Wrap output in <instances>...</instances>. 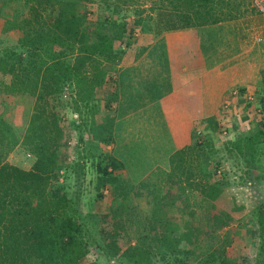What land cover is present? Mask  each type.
Masks as SVG:
<instances>
[{
  "label": "trees",
  "instance_id": "obj_1",
  "mask_svg": "<svg viewBox=\"0 0 264 264\" xmlns=\"http://www.w3.org/2000/svg\"><path fill=\"white\" fill-rule=\"evenodd\" d=\"M88 1L95 0H24L27 15L20 17L23 6L18 7L2 27L3 32H21L18 53L0 49V72L11 75L6 91L34 97L35 102L20 139L33 153L29 169L6 161L8 153L19 143V136L11 122L0 117V264H81L89 248L119 264H208L206 259L203 261L205 255L211 256L207 258L210 264H231L225 254L226 238L216 246L202 249V237L212 234L193 222L192 209V218L187 221L178 222L175 214H168V207H177V201L187 200L185 190L198 191L208 210L221 203L222 209L218 207L207 216L212 231L226 226L234 212L243 210L235 196L211 180V173L193 178L175 164L184 152L182 148L170 155V170H162L168 178L160 182L150 181L152 171L138 183L133 182L124 163L112 152L94 157L97 190L111 184L116 198L99 224L97 238L90 234L88 222L73 196L55 178L65 167L60 157L63 130L58 115L47 113V98L59 95L69 84L76 87L77 100H94L95 89L110 78L103 64L116 61L114 42L126 32L125 22L116 24L118 31L109 32L106 29L110 24L103 21L95 25L91 34L86 13L81 11ZM196 3L189 14L184 13L183 24L168 19L162 28L201 27L223 20L215 14L213 0ZM45 11H49L48 18ZM252 136L258 141L251 136L239 137L232 149L250 152L254 145L263 142L259 133ZM105 138L113 140L111 134ZM192 142L194 147L199 146L195 138ZM132 193L145 196L149 202L148 213L135 229L131 223L136 218L134 199L129 198ZM259 224L264 229V219Z\"/></svg>",
  "mask_w": 264,
  "mask_h": 264
},
{
  "label": "rangeland",
  "instance_id": "obj_2",
  "mask_svg": "<svg viewBox=\"0 0 264 264\" xmlns=\"http://www.w3.org/2000/svg\"><path fill=\"white\" fill-rule=\"evenodd\" d=\"M197 1L95 0L85 2L81 8L86 13V25L91 34L98 22L110 24L106 29L109 32L118 31L117 23H126L125 34L114 42L116 61L103 64L110 78L95 89L94 100L90 103L77 100V89L69 84L59 95L47 98V113L51 111L58 115L63 130L60 157L65 167L58 171L55 178L65 185L64 190L77 202L94 238L98 237L99 224L116 199L111 184L97 190L93 161L100 153L114 151V140L112 142L105 138L108 134L113 135L116 115L113 96L115 81L112 76L117 65L129 58L126 54L128 47L149 45L151 40L158 39L164 32L169 35L173 46L179 43L180 30L193 28L200 31L197 27L162 28L168 19L183 24L184 13L197 6ZM10 4L12 11L23 6L20 17L27 15L28 5L24 6V0L12 1ZM213 4L215 14L223 17V20L205 28L201 26L203 31L193 36L197 45H200L197 63L202 69H211L213 74L214 71L215 74L218 72V78L224 83L221 92L223 97H204V116L192 134V139L195 138L199 146L194 147L191 141L189 145L192 148H187L189 145L183 147L184 152L176 158L175 164L193 178L200 179L204 173H211V180L235 196L243 210L234 212L231 221L216 231L209 228L207 216L222 209V205L219 202V208L208 210L198 191L185 190L183 194H188L187 200H183V203L177 201V207H168L167 210L169 215L175 214L178 222L192 218L189 212L191 209L194 211L193 222L213 235L202 237V249H207L211 244L216 246L226 238L225 254L231 264H264V229L259 224V220L264 219V18L253 6V0H213ZM7 12V7L0 3L1 21L11 19V12L8 13L10 17ZM48 15L49 11H45L44 16L48 18ZM2 24L3 27L5 20ZM3 34L1 31L0 49H13L18 53L21 32L18 38L16 34ZM16 39L17 42H14ZM10 80V74L0 72V117L10 121L19 136V143L8 153L6 161L29 169L34 161L33 153L20 139L35 100L21 93H8L6 85ZM215 106L217 109L212 110ZM258 133L263 142L254 145L250 152L243 150L240 153L232 149V143L239 137L251 136L258 141L256 136H252ZM168 165L170 170V159ZM162 170L160 166L155 167L150 173V181L160 182L168 178ZM100 193L102 196H99ZM130 196L134 199L136 209L133 215L136 218L131 221L135 229V226L141 225L145 213H148L149 202L145 196L133 193ZM224 204L228 205L229 201H224ZM88 250L81 264H119L116 259L107 260L99 256L94 248ZM203 257V261L206 259L210 264L207 258L211 256ZM215 262L218 264V261Z\"/></svg>",
  "mask_w": 264,
  "mask_h": 264
},
{
  "label": "crops",
  "instance_id": "obj_3",
  "mask_svg": "<svg viewBox=\"0 0 264 264\" xmlns=\"http://www.w3.org/2000/svg\"><path fill=\"white\" fill-rule=\"evenodd\" d=\"M12 1L20 0L0 3L13 17ZM4 20L0 19V33ZM197 28L200 31L180 30L179 43L173 46L164 32L149 45L128 47L129 58L117 65L112 76L116 108L112 153L124 163L133 182L144 179L155 167L168 171L170 155L191 143L202 121L204 97H223L224 83L218 72L213 74L197 63L200 45L193 35L203 31ZM3 33L19 35L17 29Z\"/></svg>",
  "mask_w": 264,
  "mask_h": 264
},
{
  "label": "built area",
  "instance_id": "obj_4",
  "mask_svg": "<svg viewBox=\"0 0 264 264\" xmlns=\"http://www.w3.org/2000/svg\"><path fill=\"white\" fill-rule=\"evenodd\" d=\"M253 6L256 7L257 11L263 16L264 18V0H253Z\"/></svg>",
  "mask_w": 264,
  "mask_h": 264
}]
</instances>
